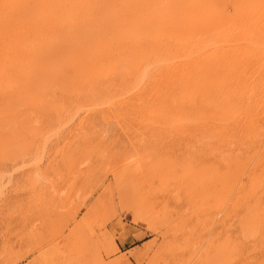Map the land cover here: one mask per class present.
<instances>
[{
  "label": "rangeland",
  "instance_id": "1",
  "mask_svg": "<svg viewBox=\"0 0 264 264\" xmlns=\"http://www.w3.org/2000/svg\"><path fill=\"white\" fill-rule=\"evenodd\" d=\"M29 2L0 0V264H264V0H122L123 28L66 1L52 29Z\"/></svg>",
  "mask_w": 264,
  "mask_h": 264
},
{
  "label": "bare ground",
  "instance_id": "2",
  "mask_svg": "<svg viewBox=\"0 0 264 264\" xmlns=\"http://www.w3.org/2000/svg\"><path fill=\"white\" fill-rule=\"evenodd\" d=\"M13 1V0H12ZM19 0H16V2H18ZM32 1V5H33V7H35V8H37V9H39V10H45L44 11V13L41 15V17L39 18V19H37L36 21H32V25H33V28H53V26H55V25H57V26H59V27H62L63 25L64 26H68L69 24H73V21H74V19H75V17H72V14H71V11H67V10H65L66 9V6L64 7V8H62V5L64 4V3H66V1H69L70 3L72 2V5L76 8V9H79L80 10V12H82V13H84V12H86V6L88 7L89 5L91 6L92 4V6H94V4H97V5H99L100 6V12L102 13H100L99 14V16L101 15V21L103 22V25L104 26H109V27H112L113 28V26H117L118 28H123L122 26H121V22L123 21V19H124V14L120 11V6H121V1L122 0H30V2ZM125 1H127V0H125ZM188 2V0H177V2H178V4H181L180 6H179V9L180 10H183L184 9V5H185V2ZM191 1H193V3L195 2V1H198V0H191ZM235 1V0H234ZM21 2V1H20ZM23 2V1H22ZM25 3H26V1H24ZM29 2V3H30ZM165 2V1H164ZM214 2V1H213ZM219 2V1H218ZM151 3V2H150ZM139 4V3H138ZM153 4V3H152ZM160 4V3H159ZM4 5H5V3H4ZM9 5H11V2H10V4ZM19 5V4H18ZM20 5H21V3H20ZM145 5V4H144ZM158 5V4H157ZM205 5V4H204ZM248 5H249V3H248ZM3 6V5H2ZM89 6V8L91 9V8H93L92 6L90 7ZM139 6V5H138ZM262 6H264V5H262ZM32 7V8H33ZM219 7V6H218ZM245 7V6H244ZM0 8H1V6H0ZM3 8H5V7H3ZM7 8V7H6ZM140 8H141V6H140ZM196 8H197V6H196ZM201 8H203V7H201ZM257 8V7H256ZM98 9V8H97ZM141 9H143V8H141ZM225 9V8H224ZM262 10H264V9H262ZM104 11V12H103ZM129 11V10H128ZM131 11H132V9H131ZM191 11H193V10H191ZM198 11H199V8H198ZM113 12V13H112ZM134 12V11H133ZM133 12H131V13H133ZM138 12H139V9H138ZM138 12H136V13H138ZM142 12V11H141ZM144 12V11H143ZM146 12V11H145ZM193 12H195V11H193ZM203 12V11H202ZM248 12H250V11H248ZM258 12V11H257ZM76 13H78V12H76ZM112 13V14H111ZM135 13V12H134ZM135 13V14H136ZM198 12H196V14H197ZM243 13V12H242ZM247 13V12H246ZM251 13V12H250ZM142 14V13H141ZM203 14V13H202ZM258 15H259V13H257ZM261 14V17H264V16H262V15H264V14H262V13H260ZM204 15V14H203ZM206 15V14H205ZM237 15V14H236ZM15 16V15H14ZM29 16V15H28ZM137 16H138V14H137ZM144 16V15H143ZM244 16V15H243ZM27 17V16H26ZM140 17H142V16H140ZM253 17V16H252ZM261 17H259V18H261ZM134 18V17H133ZM197 18V17H196ZM210 19V18H209ZM218 19V18H217ZM235 19V18H234ZM243 19L245 20V18L243 17ZM247 19V18H246ZM258 19V18H257ZM261 20H264V19H262L261 18ZM189 21V20H188ZM75 22V21H74ZM215 22V21H214ZM228 22V21H227ZM241 22V21H240ZM245 22V21H244ZM246 22H248L247 20H246ZM245 22V23H246ZM250 22V21H249ZM127 23H136V20H134V19H129V21H127ZM216 23H218V22H216ZM223 23V22H222ZM226 23V22H225ZM229 23V22H228ZM234 23V22H233ZM10 24V23H9ZM95 24V23H94ZM240 25H241V23H239ZM248 24V23H247ZM247 24H245L244 25V27L243 28H246L245 30H247V28L248 27H246V25ZM259 24V23H258ZM26 25V24H25ZM77 25V24H76ZM214 25H215V23H214ZM219 24H217V26H218ZM224 25V24H223ZM228 25V24H227ZM231 25V24H230ZM243 25V24H242ZM25 27V26H24ZM224 27V26H223ZM230 27V26H229ZM235 27H238V25H236ZM241 27V26H240ZM29 28V27H28ZM38 28V29H39ZM70 28V27H69ZM68 28V29H69ZM82 29H83V27H81ZM249 28H250V26H249ZM218 29V28H217ZM216 29V30H217ZM220 29H222V25L220 24ZM224 29V28H223ZM236 29V28H235ZM240 29V31H241V28H239ZM238 29V30H239ZM251 29V28H250ZM250 29H248V30H250ZM255 29V28H254ZM253 29V30H254ZM49 30V29H48ZM54 30V29H53ZM57 30V29H56ZM214 30V29H213ZM234 30V29H233ZM40 30H38L37 32H39ZM220 31V30H219ZM231 31V30H230ZM237 31V30H236ZM252 31V30H251ZM262 31V30H261ZM22 32V31H21ZM23 32H25V31H23ZM50 32V31H49ZM55 32V31H54ZM53 32V33H54ZM82 32V31H81ZM233 32V31H232ZM235 32V31H234ZM237 32H239V31H237ZM246 32V31H245ZM215 33H216V31H215ZM218 33V32H217ZM236 33V32H235ZM12 34V33H11ZM33 34H35V33H33ZM40 33H38L37 34V36L39 35ZM49 34V33H48ZM57 34V33H56ZM80 34V33H79ZM209 34V33H208ZM222 34V33H221ZM237 34H240V32L239 33H237ZM236 34V35H237ZM243 34V33H242ZM248 34V33H247ZM253 34H255V33H253ZM10 35V34H9ZM41 35V34H40ZM39 35V36H40ZM63 35V34H62ZM217 35V34H216ZM232 35V34H231ZM234 35V34H233ZM235 35V36H236ZM258 35V34H257ZM33 36V35H32ZM37 36H35V37H37ZM45 36H47V35H45ZM44 36V37H45ZM50 36V35H49ZM60 36V35H59ZM73 36V35H72ZM201 36H202V34H201ZM22 37V36H21ZM35 37H34V39H35ZM229 37V36H228ZM1 38V37H0ZM3 38V37H2ZM8 38V37H7ZM15 38V37H14ZM24 38H25V36H24ZM27 38V37H26ZM29 38V37H28ZM38 38V37H37ZM70 38V37H69ZM161 38V37H160ZM211 38V37H210ZM44 39V38H43ZM52 39V38H51ZM53 39H56L55 37L53 38ZM52 39V40H53ZM85 39V38H84ZM188 39V38H187ZM191 39V38H190ZM14 40V39H13ZM66 40V39H65ZM86 40V39H85ZM12 41V40H11ZM28 41H29V39H28ZM159 41V40H158ZM228 41V40H227ZM231 42L233 41H235V38H234V40L232 39V40H230ZM230 41H228L229 43H230ZM239 41V40H238ZM243 41H245V40H243ZM248 41V40H247ZM20 42H22V41H20ZM40 42H42V41H40ZM45 42V41H44ZM143 42V41H142ZM184 42H185V40H184ZM183 42V43H184ZM213 42V41H212ZM237 42V41H236ZM241 43H242V41H240ZM240 42H238V43H240ZM249 42H250V40H249ZM23 43H25V42H23ZM43 43V42H42ZM46 43V42H45ZM86 43H87V41H86ZM126 43H127V41H126ZM131 43V42H130ZM129 43V44H130ZM160 43H162V42H160ZM189 43V42H188ZM197 43V42H196ZM210 43V42H209ZM218 43V42H217ZM216 43V44H217ZM235 43V42H234ZM248 43V42H247ZM251 43L253 44V45H260L261 46V49L262 50H264V36H262V34H260L259 36H258V38H252L251 39ZM3 44V43H2ZM11 45H13L12 43H10ZM14 44H15V42H14ZM27 44V43H26ZM40 44V43H39ZM38 44V45H39ZM87 44H89V43H87ZM101 44H102V42H101ZM191 44V43H190ZM189 44V45H190ZM193 44V43H192ZM232 44V43H231ZM246 44V43H245ZM10 45V46H11ZM18 45H19V43H18ZM21 45V44H20ZM29 45V44H28ZM27 45V46H28ZM43 45V44H42ZM128 45V44H127ZM149 45V44H148ZM150 45H152L151 43H150ZM193 45H195V46H197V44H195V42H194V44ZM199 45V44H198ZM201 45H202V43H201ZM207 45V44H206ZM210 45H211V43H210ZM222 45V44H221ZM17 46V45H16ZM22 46V45H21ZM24 46H25V44H24ZM34 46V45H33ZM90 46H92V45H90ZM109 46V45H108ZM126 46V45H125ZM153 46V45H152ZM183 46V45H182ZM200 46V45H199ZM199 46H197V47H199ZM203 46H205V43H204V45ZM225 46V45H224ZM8 47V46H7ZM29 47V46H28ZM36 47V46H35ZM122 47V46H121ZM196 47V48H197ZM210 47H213V46H209V48ZM215 47V49H216V46H214ZM217 47H219V46H217ZM230 47V46H229ZM13 48H15V47H13ZM12 48V49H13ZM38 48V47H37ZM93 48L95 49V47L93 46ZM97 48V47H96ZM153 48V47H152ZM151 47L149 48V49H152ZM183 48V47H182ZM225 48V47H224ZM224 48H222V49H224ZM231 48V47H230ZM243 48H244V46H243ZM247 48V47H246ZM245 48V49H246ZM10 49V48H9ZM16 49V48H15ZM26 49H28V48H26ZM26 49H24V50H26ZM123 49H124V47H123ZM186 49V48H185ZM195 49V48H194ZM211 49V48H210ZM209 49V50H210ZM213 49V48H212ZM218 49V48H217ZM226 49V48H225ZM29 50H31V48L29 49ZM33 50H35V48L33 49ZM32 50V51H33ZM50 50H52V49H50ZM98 50V49H97ZM100 50V49H99ZM113 50V49H112ZM154 50V49H153ZM184 50V49H183ZM196 50V49H195ZM199 50H201V49H199ZM206 50H207V47H206ZM208 50V51H209ZM231 50V49H230ZM237 50V49H236ZM241 50H242V48H241ZM15 51V50H14ZM21 52L23 51V50H20ZM19 51V52H20ZM35 51H37V50H35ZM35 51L33 52V53H35ZM55 51V50H54ZM104 51V50H103ZM115 52H116V50H114ZM157 51H159V50H157ZM178 51V50H177ZM186 51H188V50H186ZM189 51H191V50H189ZM198 50H196V52H197ZM203 52L205 51V50H202ZM16 52V54H19V53H17V50L15 51ZM58 52V51H57ZM146 52H148V51H146ZM160 52V51H159ZM191 52H193V51H191ZM190 52V53H191ZM207 52V51H206ZM218 52V51H217ZM217 52H216V55H217ZM228 52V51H227ZM236 52V51H235ZM9 52H7V54H8ZM23 53V52H22ZM47 53V52H46ZM189 53V54H190ZM220 53V52H219ZM257 52H255V54H256ZM39 54V53H38ZM159 54V53H158ZM189 54H187V55H189ZM192 54H194V52L192 53ZM198 54H200L199 52H198ZM201 54H203V53H201ZM208 54V53H207ZM206 54V55H207ZM211 54V53H210ZM229 54V53H228ZM245 54V53H244ZM252 54V53H251ZM254 54V55H255ZM262 54H264V53H262ZM5 55V54H4ZM10 55H12V53L10 54ZM31 55V54H30ZM29 55V56H30ZM141 55V54H140ZM144 56L146 55V54H143ZM148 55V54H147ZM146 55V56H147ZM154 55H155V52H154ZM165 55V54H164ZM170 55V54H169ZM180 55V54H179ZM182 55V54H181ZM186 55V56H187ZM195 55V54H194ZM219 55V54H218ZM218 55H217V57H218ZM227 55V54H226ZM13 56V55H12ZM14 56H16V55H14ZM18 56V55H17ZM37 56V55H36ZM192 56V55H191ZM196 56V55H195ZM198 56H200V55H197L196 57H197V59H198ZM203 56V55H202ZM207 56H210V55H207ZM213 56V55H212ZM228 56V55H227ZM253 56V55H252ZM9 57H11V56H9ZM9 57H7L8 59H10ZM33 56H31V58H32ZM110 57H112V56H110ZM159 57V56H158ZM179 57V56H178ZM182 57H184V55L182 56ZM221 57V56H220ZM246 57V56H245ZM262 57H264V56H262ZM17 58V57H16ZM22 58H24V57H22ZM26 58V57H25ZM29 58V57H28ZM27 58V59H28ZM34 58H35V55H34ZM147 58V57H146ZM167 58V57H166ZM185 58V57H184ZM187 58H188V56H187ZM193 58H195L194 56L191 58L192 60H196V59H193ZM213 58H214V56H213ZM215 58H216V56H215ZM234 58V57H233ZM3 59H6V58H3ZM12 59V58H11ZM13 59H14V57H13ZM20 59H21V57H20ZM30 59V58H29ZM40 59V58H39ZM155 59H156V57H155ZM165 59V58H164ZM168 59V58H167ZM174 59H175V57H174ZM177 59V58H176ZM190 59V58H189ZM191 59H190V61H191ZM232 59V58H231ZM235 59H236V57H235ZM14 60H16V59H14ZM13 60V61H14ZM25 60V59H24ZM74 60H76V59H74ZM88 60V59H87ZM171 59H169V61H170ZM179 60V59H178ZM178 60L176 61L175 60V62H178ZM215 60H217V59H215ZM223 60V59H222ZM238 60V59H237ZM2 60H1V58H0V62H1ZM4 61V60H3ZM5 61H7V59L5 60ZM9 61H11V60H9ZM18 61H20V60H18ZM17 61V62H18ZM48 61V60H47ZM66 61V60H65ZM108 61V60H107ZM131 61V60H130ZM157 61V60H156ZM164 61V60H163ZM167 61V60H166ZM183 61V60H182ZM186 61V60H185ZM189 61V62H190ZM196 61H199V60H196ZM211 61V60H210ZM226 61V60H225ZM231 61V60H230ZM16 62V61H15ZM63 62H64V60H63ZM165 62V61H164ZM168 62V61H167ZM174 62V63H175ZM184 62V61H183ZM191 62H193V61H191ZM195 62V61H194ZM193 62V63H194ZM208 62V61H207ZM212 62V61H211ZM233 62V61H232ZM2 63V62H1ZM4 63V62H3ZM7 63V62H6ZM46 63V62H45ZM47 63H49V62H47ZM70 63V62H69ZM132 63H133V61H132ZM162 64H163V62H161ZM201 63V62H200ZM214 63H217V62H214ZM222 63H224L223 61H222ZM245 63H247L246 61H245ZM245 63H243V65L245 64ZM17 63H15V65H16ZM22 64H24L23 62H22ZM74 64V63H73ZM105 64V63H104ZM134 64V63H133ZM141 64H143L142 62H141ZM153 65H155L154 64V62L152 63ZM152 64H151V66H152ZM157 65L159 64V63H156ZM169 64H171V62H169ZM178 64V63H177ZM208 64V63H207ZM210 64V63H209ZM219 64V63H218ZM240 64V63H239ZM242 64V63H241ZM2 65H4V67H5V64H2ZM8 65H10L9 63H8ZM8 65H7V68H8ZM13 64H11V66H12ZM132 65V64H131ZM161 65V64H160ZM168 65V64H167ZM172 65V64H171ZM181 65V64H180ZM184 65V64H183ZM215 65V64H214ZM10 66V67H11ZM55 66V65H54ZM111 66H113V64L111 65ZM148 66V65H147ZM207 66V65H206ZM220 65H218V67H219ZM232 66V65H231ZM261 66H264V65H261ZM3 67V68H4ZM20 67V65H18V68ZM23 67V66H22ZM46 67H50V66H45V68ZM73 67H74V65H73ZM138 67H140V66H138ZM153 67V66H152ZM151 67V68H152ZM171 67V66H170ZM175 67V66H174ZM178 67V66H177ZM196 67V66H195ZM211 67V66H210ZM6 68V67H5ZM15 69H16V67H14ZM68 68V67H67ZM82 68H84V67H82ZM133 68H134V66H133ZM141 68V67H140ZM151 68H149L148 69V72L149 71H151ZM205 68H207V67H205ZM214 68H215V66H214ZM242 68V67H241ZM9 69V68H8ZM13 68H11V69H9V71L10 70H12ZM20 69V68H19ZM56 69V68H55ZM59 69V68H58ZM75 69V68H74ZM120 69H122V68H120ZM131 69V68H130ZM136 69V68H135ZM183 69V68H182ZM215 69H217V67L215 68ZM218 69H220V68H218ZM239 69V68H238ZM258 69H260V68H258ZM27 70V69H26ZM46 70H48V69H46ZM132 70V69H131ZM142 70V69H141ZM174 70V69H173ZM173 70H171V71H173ZM188 70V69H187ZM193 70V69H192ZM201 70V69H200ZM212 70H213V68H212ZM242 70V69H241ZM262 70V69H261ZM260 70V71H261ZM2 71V70H1ZM4 71V70H3ZM9 71H7V72H9ZM16 71L18 72L19 70L18 69H16ZM15 71V72H16ZM54 71V70H53ZM59 71V70H58ZM68 71V70H67ZM72 71H74V70H72ZM122 71V70H121ZM154 71V70H153ZM158 71V70H157ZM175 71V70H174ZM181 71V70H180ZM184 71H186V69L184 70ZM189 71V70H188ZM194 71H195V69H194ZM215 71V70H214ZM234 71V70H233ZM14 72V70H13V73H15ZM25 72V71H24ZM44 72V71H43ZM46 72V71H45ZM48 72H49V70H48ZM66 72V71H65ZM95 72V71H94ZM123 72V71H122ZM121 72V73H122ZM160 72V71H159ZM165 72H167V71H165ZM200 72V71H199ZM211 72V71H210ZM237 72H238V70H237ZM2 73H4V72H2ZM12 72H10V74H11ZM68 73H70V71L68 72ZM114 73V72H113ZM116 74H117V76H118V73H117V71L115 72ZM124 74H125V72H123ZM129 73H130V71H129ZM128 73V74H129ZM132 73V72H131ZM141 73V72H140ZM150 73V72H149ZM171 73V72H170ZM191 73V72H190ZM197 73V72H196ZM213 74H215V72H212ZM217 73V72H216ZM220 73V72H219ZM223 72H221V74H222ZM0 74H1V72H0ZM16 75H14V76H17L18 74L17 73H15ZM57 74H59V72L57 73ZM62 74V73H61ZM142 74V73H141ZM151 74V73H150ZM154 74V73H153ZM167 74V73H166ZM182 74V73H181ZM192 74H193V71H192ZM195 74V73H194ZM193 74V75H194ZM201 74H203V73H201ZM209 74V73H208ZM207 74V75H208ZM107 75V74H106ZM123 75V74H122ZM147 75V74H146ZM180 75V74H179ZM190 75V74H189ZM204 75V74H203ZM211 75V74H210ZM223 75V74H222ZM225 75V74H224ZM233 76L235 75L234 73L232 74ZM255 75H259V74H255ZM19 76H21V75H19ZM97 76H98V74H97ZM103 76V75H102ZM110 76V75H109ZM121 76V75H120ZM141 76V75H140ZM149 76V75H148ZM147 76V78H148V81H149V77ZM163 76V75H162ZM184 76H186V74L184 75ZM183 75H182V77H184ZM221 76V75H220ZM232 76V77H233ZM94 77H96V75L94 76ZM113 77H115V78H117L116 76H113ZM139 77V76H138ZM146 77V76H145ZM169 77V76H168ZM209 77V76H208ZM228 77V76H227ZM245 77V76H244ZM20 79H22L21 77H19ZM24 78H25V76H24ZM49 78V77H48ZM52 78V77H51ZM91 78V77H90ZM118 78H119V76H118ZM177 78V77H176ZM184 78H186V77H184ZM190 78V77H189ZM212 78H214V77H212ZM216 79L218 78V77H215ZM256 78V77H255ZM4 79L5 80H7L5 77H4ZM18 79V78H17ZM26 79V78H25ZM29 79V78H28ZM42 79V78H41ZM93 80H92V82H94V78H92ZM113 79L114 78H112V77H110V80H112V82H113ZM120 79H122L123 80V76H121V78ZM124 79H127V78H125V76H124ZM137 79V78H136ZM140 79H141V77H140ZM154 79H156V78H154ZM175 79V78H174ZM181 79V78H180ZM183 79V78H182ZM196 79V78H195ZM194 79V81H195V83L197 82L196 80ZM220 79V78H219ZM4 80V81H5ZM105 80H106V78H105ZM117 80V79H116ZM116 80H114V81H116ZM147 80V79H146ZM145 80V84H147L146 81ZM152 80V79H151ZM172 80H173V77H172ZM171 80V81H172ZM177 80V79H176ZM193 80V79H192ZM208 80V79H207ZM225 80V79H224ZM22 82H24L23 80H21ZM118 81V80H117ZM124 81V80H123ZM122 81V82H123ZM136 81V80H135ZM139 81V80H138ZM143 81V80H142ZM141 80H140V82H142ZM153 81V80H152ZM180 81V80H179ZM178 80L176 81V84H177V82H179ZM187 81H189V80H187ZM6 82V81H5ZM106 82V81H105ZM111 82V83H112ZM121 82V81H120ZM126 83H127V80L125 81ZM128 82H129V80H128ZM166 82H168V81H166ZM182 82H184V80L183 81H181V83ZM27 83V82H26ZM39 83H40V81H39ZM83 83H85V82H83ZM118 83V82H117ZM130 83V82H129ZM134 83V85L136 86V84H135V82H133ZM143 83H144V81H143ZM151 83V82H150ZM3 84H4V82H3ZM87 84V83H86ZM114 84V83H113ZM122 84H124V83H122ZM131 84V83H130ZM144 84V85H145ZM175 84V85H176ZM1 85V84H0ZM23 85H25V84H23ZM41 86H42V82H41V84H40ZM76 85V84H75ZM107 85H108V83H107ZM119 85H121V83L119 84ZM127 85H129V84H127ZM133 85V84H132ZM141 85V84H140ZM193 85V84H192ZM198 86H199V84H197ZM21 86H22V83H21ZM46 86V85H45ZM92 86V85H91ZM109 86V85H108ZM112 86H114V85H112ZM117 86V85H116ZM124 86V85H123ZM122 86V87H123ZM131 86V85H130ZM143 86V85H142ZM141 86V87H142ZM189 86V85H188ZM227 86V85H226ZM1 87H3V86H1ZM1 87H0V89H1ZM14 87V86H13ZM13 87H12V89H13ZM110 87V86H109ZM121 87V86H120ZM132 87V86H131ZM141 87L139 88V89H141ZM144 87V86H143ZM191 87V86H190ZM5 89H7L8 90V87L6 86V87H4ZM79 88H81V87H79ZM84 88V87H83ZM98 88V87H97ZM127 88V86L125 87V89ZM129 88V87H128ZM134 88V90H135V88L136 87H133ZM132 88V89H133ZM147 88H148V86H147ZM198 88V87H197ZM197 88H195V89H197ZM4 89V90H5ZM20 90L22 89L21 87L19 88ZM19 89H16L17 91L19 90ZM23 89H26V88H24L23 87ZM28 89V88H27ZM92 89H94V88H92ZM110 89H111V87H110ZM118 89H120V88H118ZM123 89V88H122ZM143 89V88H142ZM141 89V90H142ZM168 89H169V87H168ZM191 89V88H190ZM201 89V88H200ZM3 90V89H2ZM15 90V89H14ZM19 90V91H20ZM96 90V89H95ZM94 90V91H95ZM112 90V89H111ZM113 90H115L114 89V87H113ZM117 90V89H116ZM121 90V89H120ZM133 90V91H134ZM177 90V89H176ZM181 90V89H180ZM208 90V89H207ZM1 91V90H0ZM6 91V90H5ZM17 91H15V93L17 92ZM24 90H22V92H23ZM33 91V90H32ZM31 91V92H32ZM91 92V93H95V92ZM107 91V90H106ZM119 91V90H118ZM127 91V90H126ZM187 91V90H186ZM185 91V92H186ZM197 91V90H196ZM201 91V90H200ZM21 92V93H22ZM25 92V91H24ZM30 92V91H29ZM97 92H101L100 90L99 91H97ZM102 92H104V91H102ZM125 92V91H124ZM122 93V94H128V92L129 91H127V93ZM136 92V91H135ZM137 92H138V86H137ZM150 92H151V90H150ZM181 92V91H180ZM0 93H2V92H0ZM5 93H7V92H5ZM9 93H11V92H9ZM15 93H13L14 95H15ZM107 93V92H106ZM109 93V92H108ZM112 93H113V91H112ZM115 93H117V92H115ZM132 93V92H131ZM130 93V94H131ZM187 93V92H186ZM186 93H184V95L186 94ZM190 93V92H189ZM193 92H191V94H192ZM8 94V93H7ZM17 94V96H19L20 95V93H19V95H18V92L16 93ZM78 94V93H77ZM118 94V93H117ZM147 94V93H146ZM180 94V93H179ZM182 94V93H181ZM251 94V93H250ZM1 95V94H0ZM4 95V94H3ZM14 95H9V96H11L12 97V99H13V96ZM82 95V94H81ZM90 95V94H89ZM93 95V94H92ZM91 95V96H92ZM95 95V94H94ZM93 95V96H94ZM103 95V94H102ZM102 95H100L101 97H102ZM112 95V94H111ZM115 95V94H114ZM120 94H118V96H119ZM132 95H133V93H132ZM137 95H139V94H137ZM190 95V94H189ZM189 95H187V96H189ZM205 95V94H204ZM5 96H7L6 94H5ZM8 96V97H9ZM16 96V95H15ZM28 96V97H27ZM24 95V97H26L27 98V100L29 99V95ZM87 96V95H86ZM113 96V95H112ZM111 96V97H112ZM123 96V95H122ZM146 96V95H145ZM182 96V95H181ZM180 96V97H181ZM251 96V95H250ZM8 97H6V99L8 98ZM89 97V96H88ZM97 97H98V93H97ZM115 97V96H114ZM125 97H127V95L126 96H124V98ZM142 97L144 98V96L142 95ZM167 97V96H166ZM180 97H178V98H180ZM194 98L196 97V96H193ZM249 97V96H248ZM3 98H5V97H3ZM15 98H17V97H14V100L15 101H17ZM20 98H23V96L22 97H20ZM26 98H24V101H26ZM87 98V97H86ZM86 98H84V99H86ZM91 98V97H90ZM90 98H87L88 100L90 99ZM94 98V97H93ZM102 98H105V97H102ZM109 98H110V95H109ZM119 98H120V96H119ZM128 98L130 99L131 97H130V95H128ZM138 98H140V97H138ZM152 98V97H151ZM185 98H186V95H185ZM193 98V99H194ZM6 99H5V101H6ZM11 99V98H10ZM9 99V100H10ZM19 99V98H18ZM95 99V98H94ZM114 99V98H113ZM112 99V100H113ZM120 99H123V98H120ZM119 99V100H120ZM127 99V98H126ZM133 99V98H132ZM131 99V100H132ZM141 99V98H140ZM139 99V100H140ZM168 99V98H167ZM172 99V98H171ZM173 99H175V98H173ZM172 99V100H173ZM249 99V98H248ZM4 99H2V100H0V101H3ZM9 100H7V104L9 103ZM20 101H22L21 99H19ZM91 100H93L92 98H91ZM98 100V99H97ZM102 100V99H101ZM128 100V99H127ZM127 100H124V101H127ZM134 100H136V98L134 99ZM145 100L146 99H144V101L143 102H145ZM176 100H177V98H176ZM176 100H174L173 102H175V104H174V107L176 106ZM178 100H180V99H178ZM195 100V99H194ZM4 101V102H5ZM11 101H13V100H10V103H11ZM29 101V100H28ZM30 101H32V100H30ZM94 101V100H93ZM92 101V102H93ZM100 101V100H99ZM103 102H104V100H102ZM108 101V100H107ZM117 101V100H116ZM133 101V100H132ZM131 101V102H132ZM137 101H138V99H137ZM142 101V100H141ZM252 101V100H251ZM86 102V101H85ZM106 102V101H105ZM112 102V101H111ZM121 102V101H120ZM148 102H149V100H148ZM186 103V101L184 100L183 101V104L185 105V103ZM188 102V101H187ZM3 102H1V104H2ZM6 103V102H5ZM14 103V102H13ZM13 103H11V104H8L9 106L10 105H13ZM20 103H22L23 104V102H20ZM30 102H28L27 104H29ZM80 103H84V101H82V102H80ZM89 103V102H88ZM86 104V105H89V104ZM96 103H97V101H96ZM109 103V102H108ZM113 103V102H112ZM116 103V102H115ZM125 103H127V102H124V104ZM129 103V102H128ZM133 103H134V101H133ZM141 103V102H140ZM145 103H147V102H145ZM190 103H191V101H190ZM252 103V102H251ZM0 104V105H1ZM4 104V103H3ZM7 104H4V105H6L7 106ZM15 104V103H14ZM21 104V105H22ZM26 104V105H27ZM100 104H102L101 102H100ZM104 104V103H103ZM110 104V103H109ZM121 104V103H120ZM132 104V103H131ZM147 104H149V103H147ZM233 104V103H232ZM235 104V103H234ZM75 105V104H74ZM85 104H83V106H84ZM94 106H97V104L95 105V103L93 104ZM130 104H128L127 105V107L129 106ZM136 104H134V106H135ZM137 105H138V103H137ZM136 105V106H137ZM141 105V104H140ZM151 105H153V104H151ZM150 105V106H151ZM182 105V104H181ZM183 105V106H184ZM195 105V104H194ZM220 105V104H219ZM9 106H8V108H9ZM18 106H19V104H18ZM16 107L19 111L21 110V109H19V107ZM78 106V105H77ZM118 106V105H117ZM122 106V105H121ZM133 106V105H132ZM135 106V107H136ZM145 106V105H144ZM144 106H142V107H144ZM155 106V105H154ZM166 106H168V104L166 105ZM237 106V105H236ZM11 107V106H10ZM12 107H14V105L12 106ZM12 107H11V109H12ZM23 107V106H22ZM99 107V106H98ZM112 107V106H111ZM124 107H126L125 105H124ZM130 107V106H129ZM138 107H139V105H138ZM156 107V106H155ZM160 107V106H159ZM163 107H164V105H163ZM182 107V106H181ZM231 107V106H230ZM242 107V106H241ZM256 107V106H255ZM7 108V109H8ZM15 108V109H16ZM72 108H73V106H72ZM81 108V107H80ZM79 108V109H80ZM91 108V107H90ZM139 108H141V107H139ZM138 108V109H139ZM149 108V107H148ZM161 108V107H160ZM185 108V107H184ZM196 108H197V105H196ZM195 108V109H196ZM236 108V107H235ZM234 107L232 108V109H235ZM250 108V107H249ZM252 108V107H251ZM10 109V108H9ZM14 109V108H13ZM16 109V110H17ZM71 109V108H70ZM85 109V108H84ZM87 109H89V108H87ZM98 109V108H97ZM113 109V108H112ZM115 109H116V106H115ZM125 109V108H124ZM144 109H145V107H144ZM154 109H156V108H154ZM153 109V110H154ZM164 109H166V107H164ZM172 109V108H171ZM192 109H193V107H192ZM231 109V108H230ZM246 109V108H245ZM245 109H244V111H245ZM2 110V109H1ZM6 110V109H5ZM61 110H63V109H61ZM65 110V109H64ZM72 110V109H71ZM70 110V111H71ZM146 110V109H145ZM149 111H146V112H149V114H150V109H148ZM158 110V109H157ZM187 110V109H186ZM73 111V110H72ZM119 111V110H118ZM140 111V110H139ZM144 111V110H143ZM156 111V110H155ZM168 111H170V109L168 110ZM174 111H176V110H173V113H174ZM179 111H182V110H178V114L180 113ZM190 111V110H189ZM188 111V112H189ZM234 111V110H233ZM9 112H11L10 110H9ZM12 112H13V110H12ZM25 112V111H24ZM80 112V111H79ZM121 112V111H120ZM124 112H125V110H124ZM145 112V111H144ZM145 112V113H146ZM158 112H161V111H158ZM171 112V111H170ZM187 112V111H186ZM192 112V111H191ZM211 112V111H210ZM209 112V113H210ZM236 112H237V110H236ZM6 113H8V110L6 111ZM73 113V112H72ZM135 113V112H134ZM162 113H164L163 112V110H162ZM235 113V112H234ZM245 113H247L246 111H245ZM159 114H161V113H159ZM184 115H186L185 113H183ZM202 114V113H201ZM214 114V113H213ZM228 114V113H227ZM249 113H247V115H248ZM72 115V114H71ZM122 115V114H121ZM136 115V114H135ZM156 115H157V113H156ZM163 115H165V113L163 114ZM163 115H162V117H163ZM166 115H169V114H166ZM171 115H172V113H171ZM200 115V114H199ZM211 115H212V113H211ZM210 115V117H213V116H211ZM219 115V114H218ZM223 115V114H222ZM231 115V114H230ZM240 115V114H239ZM246 115V116H247ZM12 116V115H11ZM62 116V115H61ZM138 116H140V115H138ZM150 116H152V109H151V115ZM159 116H161V115H159ZM179 117L178 118H180L181 119V117H180V115H178ZM181 116H183L182 114H181ZM187 116V115H186ZM220 116H221V114H220ZM238 116V115H237ZM5 117V116H4ZM58 117H60V116H58ZM165 117H167V116H165ZM164 117V118H165ZM176 117V116H175ZM219 117V116H218ZM233 117V116H232ZM7 118H8V116H7ZM149 118V117H148ZM151 118L152 117H150L148 120H151ZM161 118V117H160ZM168 118V117H167ZM178 118H177V120H178ZM194 118H196L195 116H194ZM235 118H236V116H235ZM0 119H2V118H0ZM6 119V118H5ZM9 120H10V118H8ZM138 119H139V117H138ZM179 119V120H180ZM228 119H229V117H228ZM231 119V118H230ZM242 119V118H241ZM3 120H4V118H3ZM163 120V119H162ZM177 120H176V122H177ZM182 120V119H181ZM192 120V119H191ZM141 121H142V119H141ZM145 121V120H144ZM144 121L142 122V123H144ZM147 121V120H146ZM152 121V120H151ZM159 121H161V120H159ZM173 121V120H172ZM184 121V120H183ZM185 121H187V120H185ZM184 121V122H185ZM199 121H201V120H199ZM198 121V122H199ZM225 121V120H224ZM226 121H227V119H226ZM149 122V121H148ZM148 122H145L144 124H147V125H149L148 124ZM154 122H155V120H154ZM162 122V121H161ZM161 122H158V125H159V123H161ZM164 122V121H163ZM181 122V121H180ZM179 122V123H180ZM188 122H189V120H188ZM187 122V123H188ZM196 122V121H195ZM209 122V121H208ZM217 122V121H216ZM220 122V121H219ZM223 122V121H222ZM152 123V122H151ZM166 123V122H165ZM165 123H163V124H165ZM178 123V122H177ZM191 123H192V121H191ZM191 123L189 124V125H191ZM246 123V122H245ZM153 124V123H152ZM155 124V126H156V123H154ZM184 124V123H183ZM182 124V125H183ZM212 124V123H211ZM169 125H171V124H169ZM181 125V124H180ZM249 126H250V124H248ZM154 126V127H155ZM161 126V125H160ZM167 126V125H166ZM165 126V127H166ZM210 126V125H209ZM153 127V126H152ZM171 127V126H170ZM169 127V128H170ZM184 127V126H183ZM207 127V126H206ZM237 129V128H236ZM241 129V128H240ZM25 130V129H24ZM201 131V130H200ZM206 131V130H205ZM204 131V132H205ZM223 131V130H222ZM227 131V130H226ZM224 132V131H223ZM224 133H226V132H224ZM248 133V132H247ZM250 133H251V129H250ZM249 133V134H250ZM227 134V133H226ZM210 135V134H209ZM216 135H218V134H216ZM223 135V134H222ZM221 136V135H220ZM233 136V135H232ZM216 138V137H215ZM214 138V139H215ZM242 140V139H241ZM223 143V142H222ZM246 143V142H245ZM223 145V144H222ZM246 172V171H245ZM251 181V180H250ZM241 182V181H240ZM238 186H239V184H238ZM236 191V190H235ZM234 193V192H233ZM230 198V197H229Z\"/></svg>",
  "mask_w": 264,
  "mask_h": 264
}]
</instances>
